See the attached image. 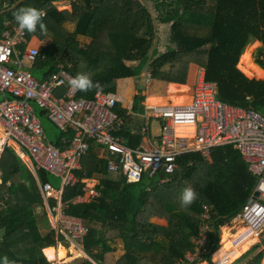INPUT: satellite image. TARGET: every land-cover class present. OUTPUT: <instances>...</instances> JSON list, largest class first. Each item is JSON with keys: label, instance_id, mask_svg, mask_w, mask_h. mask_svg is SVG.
<instances>
[{"label": "trees", "instance_id": "obj_1", "mask_svg": "<svg viewBox=\"0 0 264 264\" xmlns=\"http://www.w3.org/2000/svg\"><path fill=\"white\" fill-rule=\"evenodd\" d=\"M16 1L0 0V11ZM55 1L59 0H28L0 15L1 36L3 30L18 26L13 14L20 8L31 6L46 13L43 22L52 42L41 51L46 60L35 63L34 69L42 71L39 79L55 72L58 63L70 62L72 77L89 74L103 86L102 92L113 93L118 79L139 78L145 71L151 78H163L164 66L177 69V73L192 63L203 68L206 81L216 85L219 100L264 111V74L259 69L264 70V0H178L176 15L171 14L175 0H69L71 12H59ZM95 17L98 21L93 26ZM67 23L74 24L73 32L65 29ZM157 24H169V40L174 46H166L163 53L155 47ZM46 34L39 28L35 33L26 31L27 39L33 35L41 39ZM84 35L90 42L81 47L76 37ZM252 41L261 44L255 59L259 68L251 59L252 49H246ZM169 73L166 78H173ZM95 92L78 91L77 97L89 100ZM182 100L174 97L175 102ZM142 101L138 92L131 113L142 112ZM114 111L124 123L132 121L117 105ZM57 131L49 141L62 150L61 139H69L70 133ZM122 134L130 147L141 138ZM176 162L178 169L168 183L159 184L157 177L144 175L139 183L126 184L120 174L108 173L106 162L90 150L76 174L80 177L86 172L98 180L99 197L90 204H70L66 213L81 219L87 228L83 249L94 263L84 257L74 261L104 264L105 254L121 248L124 253L115 264H181L185 254L198 246L201 206L208 205L209 231L201 260L211 264L220 228L238 213L255 179L230 146L212 150L208 158L191 153L179 156ZM0 171L6 176L0 182V264L5 255L15 264H50L42 250L56 245V234L50 228L37 181L8 146L0 156ZM37 177L44 183L50 176L38 171ZM189 185L197 191L198 199L181 208V190ZM82 187L79 183L65 188L62 200L69 202L82 194ZM153 219L162 220L163 225ZM57 240L65 243L62 236ZM263 256L264 238L231 264H260Z\"/></svg>", "mask_w": 264, "mask_h": 264}, {"label": "built area", "instance_id": "obj_2", "mask_svg": "<svg viewBox=\"0 0 264 264\" xmlns=\"http://www.w3.org/2000/svg\"><path fill=\"white\" fill-rule=\"evenodd\" d=\"M38 58L44 60L45 55L38 48L28 47L26 31L14 26L1 32L0 156L8 146L28 166L36 178L56 238L62 236L73 251L85 256L81 245L87 228L81 219L66 211L70 204H90L99 197L98 180L86 172L80 177L76 174L82 158L90 150L106 162L108 173L120 174L126 184L139 183L144 175L157 177L159 184H165L178 169L179 156L199 153L208 158L212 150L223 146H230L240 154L255 182L247 200L229 223L233 232L228 237L227 248L216 260L212 259L213 253L211 264H231L241 256L244 245L253 246L264 238V211H261L264 209V111L219 100L216 85L206 81L205 74L199 72L189 103L152 105L145 109L144 124L139 128L142 138L132 149L118 135L124 119L114 111L119 102L115 94L95 92L92 99L78 98V91L73 92L68 84L72 78L70 62L58 63L55 72L45 79H37L30 69ZM150 78L148 74L145 84ZM32 103L60 132L70 133L69 139H61L65 148H56L46 138ZM151 120L160 121L155 138H148ZM183 128H190V133ZM38 171L58 178L59 188L54 189L49 182L40 183ZM79 183L83 184V193L64 202V189ZM200 220L198 246L186 253L184 264L201 261L206 253L208 205L201 206ZM220 246L218 241L217 249Z\"/></svg>", "mask_w": 264, "mask_h": 264}, {"label": "crops", "instance_id": "obj_3", "mask_svg": "<svg viewBox=\"0 0 264 264\" xmlns=\"http://www.w3.org/2000/svg\"><path fill=\"white\" fill-rule=\"evenodd\" d=\"M53 5L54 7L59 11V12H62V11H67V12H71L72 11V5H71V2L69 0H59V1H55L53 2ZM60 5V6H59ZM59 7H61V9H59ZM97 21H98V18L95 17L93 22H91V25H96L97 24ZM65 26V29L68 31V32H73L74 30V24H71V23H67V24H64ZM90 30V29H89ZM77 41L79 42L80 46L83 47L87 44H89L90 42V38H88L86 35L84 36H77L76 37ZM28 40V47H35V48H38L40 50V54L41 55H44L42 54V50L44 48H46L51 42H52V38H51V35L50 34H46L43 38L41 39H38L37 37H35L34 35L30 37V39H27ZM253 42H257V41H252L251 43ZM249 45V44H248ZM158 51H160V48H162V51H163V46L161 45V43L157 40L156 42V46ZM248 47V46H247ZM261 47V46H260ZM19 48H23V47H19ZM258 49V48H257ZM256 49V50H257ZM164 52V51H163ZM161 52V53H163ZM160 53V52H159ZM253 53V52H252ZM252 55V54H251ZM40 58L37 59V61L39 60ZM251 59H252V56H251ZM41 60V59H40ZM46 60V56H45V59ZM44 60H41V61H44ZM36 61V62H37ZM253 61V60H252ZM35 62V63H36ZM35 63L34 65L31 67L30 70L34 69L35 67ZM255 64V62H253ZM133 65H136V63H133ZM256 65V64H255ZM257 66V65H256ZM258 67V66H257ZM259 68V67H258ZM262 73L264 74V70L259 68ZM176 70L175 68L172 69V67H170L169 65H166L162 68L161 70V75H163V78L162 77H158V78H150V81L145 84V80L147 78V75L150 74L148 71H145L141 74V76L139 78H134V77H130V78H122V79H118L116 80V83H115V89H114V92L112 94H115L118 98H119V102L117 104V106L122 109V110H125L128 114V115H131L132 116V121H128L126 120L125 123H124V126L122 129L123 133H126L130 136H134V135H138L142 138L141 134L139 133V128L141 126H143L144 124V119H143V114L145 112V109L148 107V106H152L153 104H158V105H154V106H175V104L177 105H183V104H187L191 101V98H192V92H193V88H194V84H195V81H196V77L198 75L199 72H204L203 68H200L198 67L197 65L195 64H189L185 70H183L182 72H179L177 71L176 73ZM182 70V69H180ZM170 72V73H169ZM170 74L171 76H173V78L169 77V79L166 78V74ZM262 74V75H263ZM151 77V76H150ZM248 78V77H247ZM249 79V78H248ZM180 81V82H178ZM256 82V81H255ZM153 84V85H151ZM264 85V83H261ZM174 86L175 89L174 90H171L170 89V86ZM151 86V87H150ZM149 89V91H147ZM62 91V90H61ZM140 92V95L143 97V101L141 103L143 109H142V112L140 113H136V114H133L131 113V108H132V104H133V98L134 96ZM60 93V91H59ZM109 93V92H108ZM174 97H181L183 98L182 102L179 103V102H175L174 101ZM149 103H153V104H149ZM160 104V105H159ZM43 113V112H42ZM44 115V114H43ZM39 118V117H38ZM134 118V120H133ZM40 120V119H39ZM152 121H156V120H151L150 121V126H149V134H148V138H155V137H158V134H159V126H160V121L157 120L156 122L158 123V128H157V131L156 133H153L152 132V126H151V123ZM41 122V121H40ZM127 128V129H125ZM121 131V132H122ZM120 132V133H121ZM158 132V134H157ZM45 133V132H44ZM120 133H118V135H120ZM127 136V135H126ZM120 137L122 138L124 144L126 145V142H127V139L125 137L124 134H122V136L120 135ZM47 138V137H46ZM141 138H140V141H141ZM48 139V138H47ZM49 140V139H48ZM133 139L130 140V142L132 141ZM140 141H138L140 143ZM135 141H133L131 144L134 146V147H130V146H127L129 148H136L139 143H134ZM135 144V145H134ZM27 166V165H26ZM28 167V166H27ZM30 170V169H29ZM32 173V172H31ZM33 175V174H32ZM5 176V175H4ZM3 176V173L0 171V182L2 181H5V177ZM50 176V175H48ZM34 177V175H33ZM35 178V177H34ZM36 180V178H35ZM38 185V184H37ZM48 216V214H47ZM224 233V234H223ZM56 234V233H55ZM230 226L226 225V226H223L220 228V231H219V241L221 243L222 241V237L225 236L226 239L228 240V237L230 236ZM56 239V245L53 246V247H48V248H54V249H57L58 247H62L65 251H66V262H71V260L73 259H76L77 256H80V257H87V259H89L90 261H92L85 253L84 249H83V243L81 245V250L83 251V253L85 254V256L83 255H78L77 252L73 251L70 247H69V244L65 241V243L63 242H60ZM225 239V241L227 242V240ZM57 241H58V244H57ZM261 241V240H260ZM259 241V242H260ZM62 245V246H61ZM251 247V245L246 248L245 252ZM48 248H45V249H48ZM220 248V247H219ZM43 249V250H45ZM218 250V249H217ZM216 250V251H217ZM122 252L121 248H116L115 251L113 252H110L109 254L111 253H118V252ZM215 251V252H216ZM124 252V251H123ZM214 252V253H215ZM43 253V256L46 258V260L50 263V264H56V263H59L61 264L58 259H54V260H50L45 254L44 252L42 251ZM56 254H57V251H56ZM108 254V253H107ZM104 255V264L106 262V255ZM120 254H123V253H120ZM70 255V256H68ZM214 255V254H213ZM70 257V258H69ZM71 259V260H70ZM212 259H213V256H212ZM56 262H53L55 261ZM70 260V261H69ZM264 260V256L262 258V261ZM262 261L260 264H262ZM93 262V261H92ZM94 263V262H93ZM181 264H184V263H181ZM194 264H210L208 263L207 261H198Z\"/></svg>", "mask_w": 264, "mask_h": 264}, {"label": "clouds", "instance_id": "obj_4", "mask_svg": "<svg viewBox=\"0 0 264 264\" xmlns=\"http://www.w3.org/2000/svg\"><path fill=\"white\" fill-rule=\"evenodd\" d=\"M45 15L46 13L43 10L30 6L20 8L17 12L13 14V17L20 30L27 31L28 33H35L37 31V28H39L41 34H46L47 26L43 22V18L45 17ZM68 84L73 92H88L91 90H95L97 94H99L103 91V86L99 82H94L91 79V76L86 73L76 74V76L72 77L68 81ZM168 171L171 172L172 169L168 168ZM197 199V191L189 185L181 190L179 196V205L181 208H187L191 204H193ZM261 211H264V209H262ZM2 264H15V262L10 261L9 258L5 255L2 258Z\"/></svg>", "mask_w": 264, "mask_h": 264}, {"label": "rangeland", "instance_id": "obj_5", "mask_svg": "<svg viewBox=\"0 0 264 264\" xmlns=\"http://www.w3.org/2000/svg\"><path fill=\"white\" fill-rule=\"evenodd\" d=\"M60 6V5H59ZM59 9H61V7H59ZM171 14L172 15H176L177 14V12L179 11V1L178 0H175V3L172 5V9H171ZM156 28H157V36H156V39L161 43V45L163 46V51H165V47L166 46H169V47H174L173 45H171V43H170V40H169V24H166V25H159V24H157V26H156ZM156 40V41H157ZM260 46H261V44L259 43V42H253V43H250L249 45H248V47H246V49L247 48H250V49H252V51H251V56H252V60H253V62H255V59H256V49L257 48H260ZM245 49V50H246ZM162 51V48H160V51H158V52H163ZM253 52V53H252ZM43 70V69H42ZM39 70H37V69H32V70H30V72L33 74V76L34 77H36L37 79H39V77L41 76V72H38ZM151 85H153V84H151ZM151 87V86H150ZM147 91H149V89L147 90ZM32 106H33V108H34V111H35V113H36V115L39 117V119H40V121H41V124H42V127H43V129H44V132H45V136L50 140V141H52L53 139H55V137L57 136V134H58V131H57V128L43 115V113H42V110L37 106V105H35L34 103H32ZM263 112V111H262ZM151 126H152V132L153 133H156V131H157V128H158V123L156 122V121H152V123H151ZM157 134H158V132H157ZM1 179V178H0ZM49 183H50V185L54 188V189H57V188H59V186H60V180L58 179V178H56V177H52V176H50L49 177ZM126 205H127V207L128 208H130V203H126ZM154 223H158V224H160V225H163V221L162 220H158V219H153L152 220ZM49 225H50V223H49ZM228 226H229V224H228ZM50 228H52V226L50 225ZM42 230V232L43 233H45L46 232V230L45 229H41ZM233 231L232 230H230V233H232ZM261 240H263V239H261ZM62 246V245H61ZM49 249V248H48ZM54 249V248H53ZM45 250H47V249H45ZM122 250V249H121ZM246 250V249H245ZM245 250H243L242 252H241V255L243 254V253H245ZM44 252V251H43ZM120 253H124L123 252V250H122V252L120 251V252H118V253H111V254H107L106 255V262H105V264H115L116 262H117V260L120 258V256L122 255V254H120ZM44 254H45V252H44ZM46 255V254H45ZM186 255V254H185ZM68 256H70V255H68ZM66 258V257H65ZM65 258L64 259H61V260H59V261H61L60 263H66V264H81V261L80 260H77V261H74L75 259H73V260H71V262H66V260H65ZM70 258V257H69ZM84 258H86L87 259V257H84ZM57 259V258H56ZM76 259H82V257H80V256H77V258ZM69 260V261H70ZM72 261H74V262H72ZM53 262H56V260L55 261H53Z\"/></svg>", "mask_w": 264, "mask_h": 264}, {"label": "bare ground", "instance_id": "obj_6", "mask_svg": "<svg viewBox=\"0 0 264 264\" xmlns=\"http://www.w3.org/2000/svg\"><path fill=\"white\" fill-rule=\"evenodd\" d=\"M149 104H153V103H149ZM153 105H158V104H153ZM160 105V104H159ZM177 105V104H175ZM183 131L186 132V133H190L191 129H184L183 128ZM184 132H181V133H184ZM183 135V134H182ZM224 234V233H223ZM226 237L223 236L222 237V241H221V246L220 248L214 253L213 255V259L216 260L218 257H220L221 253L223 251H225V249L227 248L228 244L227 242L225 241ZM227 240V239H226ZM248 247V245H244L241 249H240V253L245 250L246 248ZM56 251H57V254H56ZM46 256L50 259V260H54V259H64L66 257V251L62 248V247H58L57 249H53V248H49L47 250H44ZM262 264H264V260L262 261Z\"/></svg>", "mask_w": 264, "mask_h": 264}, {"label": "water", "instance_id": "obj_7", "mask_svg": "<svg viewBox=\"0 0 264 264\" xmlns=\"http://www.w3.org/2000/svg\"><path fill=\"white\" fill-rule=\"evenodd\" d=\"M28 1V0H17L16 2H14L9 8L1 10L0 11V15L5 14L7 12H10L11 10H13L15 7H17L19 4ZM254 196H257V193L254 194Z\"/></svg>", "mask_w": 264, "mask_h": 264}]
</instances>
